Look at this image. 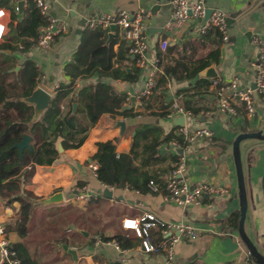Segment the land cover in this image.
<instances>
[{"label":"crops","instance_id":"0c3cea01","mask_svg":"<svg viewBox=\"0 0 264 264\" xmlns=\"http://www.w3.org/2000/svg\"><path fill=\"white\" fill-rule=\"evenodd\" d=\"M18 2L19 0H0V8L6 10L3 19L6 31L0 44V72L5 76L4 84L12 78V73L17 75L24 63L29 61L41 73L34 90L42 88L49 93L51 103L55 96L54 89L70 82L64 68L72 62L85 34H105V45L114 42V53L119 49H128L118 28L107 32L102 29L89 30L84 25L85 20L91 16L112 14L117 9L131 13L139 10L151 13L146 23L150 59L145 70L138 69L132 56L127 53L122 65L127 67V73L133 68L138 69L139 74L135 82L114 81L95 72L92 76L77 78L73 85L75 92L94 86L98 82L113 86L123 94L129 89L136 91L143 86L146 79L144 72L151 68L150 62L155 58L160 61L155 86L165 71H171L172 75L164 76L166 85L163 90H155L140 104L124 101V108L133 109V113H138L135 118L129 120L103 114L87 131L86 139L79 148L64 149L61 145L62 139L59 138L55 144L58 154L51 165H34L32 170L31 165L24 166L19 175L18 196L23 198L27 192L34 196L31 199L33 209L26 222L27 231L24 236L17 232L20 203L0 197V225L5 228L9 246L13 248L16 244H22L31 258L40 264H164L166 260L162 253H144L139 241L134 240L136 246L123 250L120 247L115 248L114 244L117 242H105L102 239L116 234H129L132 231L124 230L122 221L149 213L165 222L188 224L197 234L194 240H181L174 245L173 261L169 264H242L248 251L238 231L239 191L232 142L238 134L264 125V95L253 96L252 118L245 116L241 104H236L239 115L230 118L219 111L218 101L210 85L212 80L226 83L235 78L241 87L253 86L252 64H255L257 58L254 38H264V0H205L207 8L228 14L231 23L228 25L230 38L227 43H222L214 30L199 35L195 30V22L179 32L166 30L165 26L171 19L170 0H49L52 15L67 27V32L56 37L51 49L47 51L35 45L24 51L20 50L21 40L30 44L35 41L41 20L28 4L23 3L20 13L15 11L14 7L17 8ZM19 26L25 27L18 31ZM110 34L112 39L108 42ZM161 40L168 42L164 51L159 49ZM5 46L14 47L16 50ZM4 51L12 55L3 57ZM203 62L209 64L194 78L186 80L185 78L197 71ZM112 63L114 67L117 66L116 57ZM209 68L213 69L211 74L215 75V78L199 77L196 81L204 80L209 84L208 87L201 86L189 92L194 94L190 109L198 110L194 115L191 110L185 108V92L195 85L194 79ZM175 75L182 81H178ZM69 98H65L60 105V119L68 108ZM174 104L181 105L191 113L185 120L190 129L203 128L211 132L210 138L191 144L187 150V176L191 186L203 182L223 184L228 188L227 193L213 197L205 196L199 206L179 207L165 202L162 193L149 191L143 194L127 188L109 190L98 182L95 173L90 169V165L96 164L91 160L97 151L96 144L112 141L116 154H126L134 135L133 130L137 126L156 125L163 130L165 136L171 134L175 125L169 122L170 119L154 117L150 112L157 111L161 105L166 106V112H170ZM71 106L73 112L79 108L77 103H71ZM44 112L45 110L42 114ZM42 114L35 115V118H41ZM80 119L87 124L84 114H81ZM254 119H257V123ZM119 121L125 122L122 135L116 125ZM33 143L31 140V148ZM60 147L62 151H59ZM259 151L264 153V144L257 140H247L240 144L247 203L243 230L257 253L264 257V160H259ZM159 156L167 157V161L157 167L163 168V173L166 171L163 176L165 180L174 166L175 158L172 153L161 151ZM28 171L31 172L30 176L27 175ZM83 188L86 189L89 200L77 201L75 197L82 193ZM104 190L110 191L111 197L104 196ZM58 194L61 201L51 204L45 202ZM101 199L107 200L109 205L124 208L125 211L122 209L117 216L106 215L102 212ZM113 217L116 219L115 224ZM77 230L87 235H82ZM154 230L160 234V229ZM38 233L47 237L33 238ZM238 237L246 249L244 252L239 250L241 247ZM63 245L76 252V262L63 250ZM250 261L251 264H256L254 258L250 257Z\"/></svg>","mask_w":264,"mask_h":264},{"label":"trees","instance_id":"16d2710c","mask_svg":"<svg viewBox=\"0 0 264 264\" xmlns=\"http://www.w3.org/2000/svg\"><path fill=\"white\" fill-rule=\"evenodd\" d=\"M24 27L19 26L18 31ZM106 40L105 34L101 32L85 34L72 62L64 68V73L70 78V82L54 89L55 96L39 119L35 118L34 107L24 99L30 97L34 91L36 81L41 76L40 71L31 62L26 61L17 75L12 73V78L7 84H4L5 76L0 72V197L20 203V222L17 226V232L20 235L26 234V222L33 209L31 199L34 198L29 192L23 198L18 196L19 175L24 166L31 165L32 170L34 165H51L58 154L55 144L59 138L62 139L61 145L64 149L79 148L86 139L87 131L103 114L123 119H133L138 115L132 112L133 109L124 108L125 94L113 86L98 82L94 86L81 88L76 92L74 90L73 85L77 78L92 76L95 72L101 77H108L114 81L133 83L137 80L138 69L133 68L130 73H127V67L122 65L128 49H119L117 53H114L112 50L114 42L105 45ZM20 44V50L24 51L34 45V42L30 44L21 40ZM114 57L117 58L116 67L112 63ZM208 64L209 62H203L197 71L185 79L191 80ZM166 75H172L171 71L164 72L153 92L155 90L160 92L165 88L164 76ZM175 77L178 81H182L179 76L175 75ZM208 85L204 80H200L185 92V108L191 110L194 115L198 110L190 109L194 94L189 92L201 86L207 88ZM67 97H70L68 108L60 119L62 115L60 105ZM71 103L79 104L75 112L72 110ZM165 109L166 106L161 105L157 111L150 113L154 117L165 119L169 113ZM81 114L87 117V124L80 119ZM133 131L129 152L126 154H116L112 141L96 144L97 151L91 160L97 165L95 171L97 181L115 189L127 188L143 194L149 192V181H154L161 189H164L163 176L166 171L163 173V168L157 167L166 162L167 157H160L158 149L161 143L172 139L173 134L165 136L163 130L156 125L137 126ZM24 134L30 136L34 143L31 150L25 149L19 159L13 145L20 142ZM30 174L31 172L28 171L27 175L30 176ZM150 234L152 241L157 243L159 232L151 230ZM102 239L105 242H117L123 250L137 245L128 233ZM136 239L141 246L142 240L137 237ZM62 243L66 242L62 241ZM12 249L16 253L19 264H40L31 258L22 244H16Z\"/></svg>","mask_w":264,"mask_h":264},{"label":"built area","instance_id":"2783aa9c","mask_svg":"<svg viewBox=\"0 0 264 264\" xmlns=\"http://www.w3.org/2000/svg\"><path fill=\"white\" fill-rule=\"evenodd\" d=\"M23 3L30 5L35 15L41 20L34 45L42 50H50L56 37L67 32V27L60 23L51 13L49 0H22ZM171 19L166 24V30L179 32L183 28H189L194 22L195 30L199 35H205L208 31L214 30L218 33L221 42L229 41L228 34V14L218 9L206 7L205 0H170ZM14 10L18 9L14 7ZM209 12V14H208ZM6 10L0 8V44L4 40L6 25L3 22ZM151 17L150 11L139 10L135 13L124 9H117L112 14H100L89 17L85 20V27L90 30L102 29L109 31L113 25L121 32L122 40L126 43L128 53L134 59L135 66L144 71L149 61L147 47V26L146 23ZM192 22V23H190ZM254 43L257 48V58L254 68L253 88L241 87L237 79H232L226 83L217 80L211 81L214 97L218 101V109L222 114L235 118L239 115L236 104L243 106L246 117L252 118L254 115L253 96L264 95V38L256 36ZM168 46L167 40L159 42V49L164 51ZM151 63V68L144 72L146 79L138 90H128L125 93V102L140 104L153 92L156 77L159 73V59L155 58ZM133 99V101H132ZM182 116L184 123L182 126H175L172 131L173 138L168 142L161 143L158 151L162 153H172L175 163L169 175L164 180V189L149 181L148 188L151 193L160 194L165 202L179 207L199 206L203 203L205 196H218L227 193L228 188L223 184L203 182L191 186L187 176V150L193 143L211 137V132L207 129H190L185 120L191 113L181 105L174 104L168 113L167 119ZM90 169L95 173L97 165H90ZM96 175V174H95ZM106 189L112 187L104 185ZM77 201H88L89 195L85 188L82 193L75 197ZM122 228L132 231L133 234L142 240L141 249L144 253H162L166 262L173 261L174 245L181 240L191 241L197 236L193 227L184 223L165 222L160 218L146 213L136 219H125L122 221ZM160 229L159 241L154 243L151 239L150 231ZM116 249H120L118 244H114ZM242 247V243H239ZM0 264H19L16 253L9 246L6 238L5 228L0 225ZM161 264V263H160ZM242 264H251L249 254Z\"/></svg>","mask_w":264,"mask_h":264},{"label":"water","instance_id":"95a60500","mask_svg":"<svg viewBox=\"0 0 264 264\" xmlns=\"http://www.w3.org/2000/svg\"><path fill=\"white\" fill-rule=\"evenodd\" d=\"M22 6H23V1L19 0L17 4L18 13L21 12ZM230 23H231V20L228 19V25H230ZM110 30L111 32H113L115 30V26L112 25L110 27ZM108 37H109L108 39V42H109V40L112 39V35L110 34ZM211 71L213 72V69L211 68L205 70L203 73H201L200 75H198V77L194 79V82H196L199 79V77H204V78H209V79L215 78V75H212ZM49 85L52 86L51 83ZM251 88H253V86ZM25 101L34 106V113L36 116H38L39 114H42V112L49 106L50 95L42 88H38L34 90L31 96L25 99ZM75 105L76 104L73 105V108L76 107ZM183 121L184 119L182 116L175 117L169 120V122L173 123L175 126H182L184 123ZM254 122L257 123V119H254ZM116 125L120 130V135H122L125 130V122L119 121L116 123ZM247 140H257L264 144V125L261 126V128L255 127L253 130H250L249 132H243V133L238 134L235 137L234 141L232 142V153H233V159H234V165H235V171H236V177H237V186H238V191H239L238 192V199H239L238 231H239L241 240L248 251V254L252 258H254V261L256 262V264H264V257L261 256L259 253H257L255 248L251 245V243L245 236V233L243 230V222L245 219L247 203H246V194H245L244 179H243V172H242L240 144ZM30 142H31V137L24 134L21 138V141L13 145V148L16 149L18 152L19 159L22 157L23 151L25 149L31 150ZM59 151H62L61 147L59 148ZM259 152H260L259 160L263 161L264 153H262L261 151ZM263 183H264V177H263ZM103 195L111 197V192L108 190H104ZM60 199H61V196L60 194H58L56 196H53L52 198H50L48 201H45V202L48 204L57 203L61 201ZM77 232L81 233L82 235H87L85 232L80 231V230H77ZM62 248L69 255L72 256L73 261L75 262L77 261V255L74 250L68 249L66 245H63Z\"/></svg>","mask_w":264,"mask_h":264},{"label":"rangeland","instance_id":"374dc122","mask_svg":"<svg viewBox=\"0 0 264 264\" xmlns=\"http://www.w3.org/2000/svg\"><path fill=\"white\" fill-rule=\"evenodd\" d=\"M229 38H230V37H229ZM7 48H9V49H13V50H16L14 47H10V46H8ZM11 55H12V54H11ZM11 55L8 54L6 51H4L2 56H3V57H7V56H11ZM223 83H224V82H223ZM253 105H254V103H253ZM253 109H254V107H253ZM134 118H135V117H134ZM129 120H130V119H129ZM134 122H135V121H134ZM101 202L103 203V205H102V206H103V208H102V212L105 213L106 215L113 214L114 216H117V215L119 214V212L122 211V209H123V211H125L124 208H117V206L107 204V203H108L107 200L101 199ZM102 206H100V208H101ZM71 216H73V215H71ZM112 221H113V224L116 223V219H115V217H113ZM117 222L119 223V221H117ZM121 225H122V224H121ZM118 229H119V228H118ZM129 235H131L132 239H134L136 242L138 241V240L135 238L133 232H130ZM40 237H44V238H46L47 235L38 233V234H36V235L33 236V238H40ZM238 239H239L238 241L241 242V240H240L239 237H238ZM241 243H242V242H241ZM244 249H245V247L242 245V247H241L239 250H240V252H241V251L244 252ZM245 250H246V249H245Z\"/></svg>","mask_w":264,"mask_h":264}]
</instances>
